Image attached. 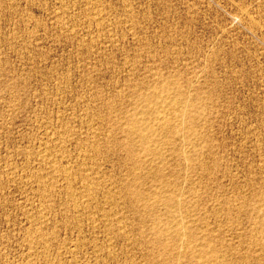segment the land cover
<instances>
[{"label":"rangeland","instance_id":"374dc122","mask_svg":"<svg viewBox=\"0 0 264 264\" xmlns=\"http://www.w3.org/2000/svg\"><path fill=\"white\" fill-rule=\"evenodd\" d=\"M0 264H264V0H0Z\"/></svg>","mask_w":264,"mask_h":264},{"label":"bare ground","instance_id":"6f19581e","mask_svg":"<svg viewBox=\"0 0 264 264\" xmlns=\"http://www.w3.org/2000/svg\"><path fill=\"white\" fill-rule=\"evenodd\" d=\"M174 84V83H173ZM175 87V86H174ZM169 88V87H168ZM160 89V88H159ZM164 90V89H163ZM168 91H169V89H168ZM161 93V92H160ZM182 95V94H181ZM183 96V95H182ZM181 96V97H182ZM151 99V98H150ZM160 100V99H159ZM180 100H181V98H180ZM154 101V100H153ZM182 102V101H181ZM180 102V103H181ZM149 106V105H148ZM161 108V107H160ZM157 110V109H156ZM181 112V111H180ZM144 113V112H143ZM185 114V113H184ZM187 120V119H186ZM132 121V120H131ZM169 121V120H168ZM184 121V120H183ZM166 122V121H165ZM136 123V122H135ZM168 123V122H167ZM139 124V123H138ZM162 124V123H161ZM170 124V123H169ZM142 125V124H141ZM183 126V125H182ZM157 127V126H156ZM171 127H172V125H171ZM141 128V127H140ZM148 128V127H147ZM155 128V127H154ZM184 128V127H183ZM133 129V128H132ZM162 131V130H161ZM172 131H173V129H172ZM147 132V131H146ZM167 132V131H166ZM134 133V132H133ZM164 133V132H163ZM166 134V133H165ZM168 135V134H167ZM154 137V136H153ZM138 145V144H137ZM161 146V145H160ZM53 147V146H52ZM159 149V148H158ZM152 170V169H151ZM65 171V170H64ZM170 200V199H169ZM156 203H157V201H156ZM158 204V203H157ZM167 208V207H166ZM150 209V208H149ZM181 211V210H180ZM171 212V211H170ZM175 213V212H174ZM173 214V213H172ZM171 214V215H172ZM178 225V224H177ZM183 225V224H182ZM184 226V225H183ZM177 227V226H176ZM175 230H176V228H175ZM179 232V231H178ZM186 232V231H185ZM182 233H183V231H182ZM187 235V234H186ZM36 237V236H35ZM187 237V236H186ZM191 240V239H190ZM189 241V240H188ZM187 241V242H188ZM34 248V247H33ZM211 251V250H210ZM213 251V250H212ZM211 251V252H212ZM206 252V251H205ZM211 252H209V253H211ZM207 254V253H206ZM206 254H203V255H206ZM211 255V254H210ZM212 255H213V252H212ZM205 257H207V256H205ZM209 258V257H208Z\"/></svg>","mask_w":264,"mask_h":264}]
</instances>
